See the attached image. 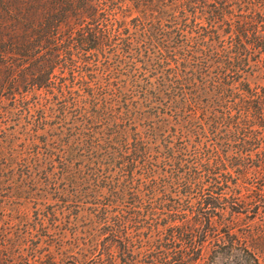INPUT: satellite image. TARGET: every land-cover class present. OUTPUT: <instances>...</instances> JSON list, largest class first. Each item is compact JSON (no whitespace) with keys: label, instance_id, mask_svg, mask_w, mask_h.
I'll return each mask as SVG.
<instances>
[{"label":"trees","instance_id":"16d2710c","mask_svg":"<svg viewBox=\"0 0 264 264\" xmlns=\"http://www.w3.org/2000/svg\"><path fill=\"white\" fill-rule=\"evenodd\" d=\"M40 9L0 30L17 264H264V0Z\"/></svg>","mask_w":264,"mask_h":264},{"label":"rangeland","instance_id":"374dc122","mask_svg":"<svg viewBox=\"0 0 264 264\" xmlns=\"http://www.w3.org/2000/svg\"><path fill=\"white\" fill-rule=\"evenodd\" d=\"M44 1L47 0H0V30H39L36 25L44 14V10L40 9ZM10 214L7 210L0 209V230L4 228L7 232L3 240L0 235V264H17L15 256L3 247H9L14 227Z\"/></svg>","mask_w":264,"mask_h":264}]
</instances>
